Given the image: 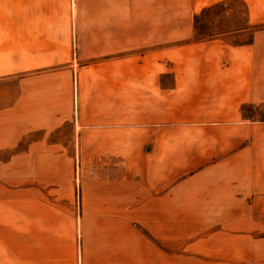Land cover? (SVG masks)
<instances>
[{
	"label": "crops",
	"instance_id": "0c3cea01",
	"mask_svg": "<svg viewBox=\"0 0 264 264\" xmlns=\"http://www.w3.org/2000/svg\"><path fill=\"white\" fill-rule=\"evenodd\" d=\"M143 1L0 0V163L36 187L26 199L61 207L24 224V264H159L181 187L198 216L261 219L231 264H264V32L184 43L176 67L174 20L144 19ZM190 133L218 155L194 174L175 161Z\"/></svg>",
	"mask_w": 264,
	"mask_h": 264
},
{
	"label": "rangeland",
	"instance_id": "374dc122",
	"mask_svg": "<svg viewBox=\"0 0 264 264\" xmlns=\"http://www.w3.org/2000/svg\"><path fill=\"white\" fill-rule=\"evenodd\" d=\"M133 12H137V17L140 16L139 10ZM141 16L144 19L174 20L176 67L183 63V52L178 47L184 43L221 39L238 45L251 41L252 33L256 35L264 32V0H144ZM190 64L198 66V59L192 57ZM252 112L264 119V106L252 109ZM190 127L176 122L174 129L176 132L199 128L213 130L215 124H190ZM177 135L176 166H182L186 162L185 164L191 167L190 173L194 174L204 163L213 162L218 156L214 155V150L208 152L214 147V138L195 137L192 133L186 137L184 134ZM4 157L5 155H0V158ZM2 166H5V163H0V264H24L25 254L29 255V251L25 249L24 224L36 231L40 220L45 225L52 224L51 221H54L55 217L46 211L54 205L59 207V204L53 200L48 202L26 199L29 197V191L36 187L23 184L27 180L23 179V171L7 170ZM183 178L177 177L176 184L181 183ZM182 192V187L176 192L173 221L169 219L164 227L158 225L160 236L165 237L167 233L169 236L168 239L165 237L164 241L156 242L160 248L157 256L159 264H162L161 249L168 251V264L236 263V258L246 253L245 250H238L245 241L237 239V235L252 226V221L261 219L198 216L199 211L190 210L194 203L183 201ZM32 197L36 196L32 194ZM77 205L76 195L74 206L71 203L70 208H74L76 212ZM131 225L134 232L130 231L128 234H132L134 245L141 247L142 240L137 235L142 225L139 219H134ZM163 230L164 234L161 232ZM143 231L148 234L145 229ZM252 235L263 237L264 231L255 230Z\"/></svg>",
	"mask_w": 264,
	"mask_h": 264
}]
</instances>
